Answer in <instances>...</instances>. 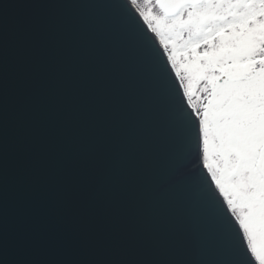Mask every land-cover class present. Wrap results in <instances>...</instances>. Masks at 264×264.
Wrapping results in <instances>:
<instances>
[{
  "label": "snow or ice",
  "instance_id": "obj_1",
  "mask_svg": "<svg viewBox=\"0 0 264 264\" xmlns=\"http://www.w3.org/2000/svg\"><path fill=\"white\" fill-rule=\"evenodd\" d=\"M38 7L0 5V264H264V0Z\"/></svg>",
  "mask_w": 264,
  "mask_h": 264
},
{
  "label": "water",
  "instance_id": "obj_2",
  "mask_svg": "<svg viewBox=\"0 0 264 264\" xmlns=\"http://www.w3.org/2000/svg\"><path fill=\"white\" fill-rule=\"evenodd\" d=\"M6 3L8 5L7 13L10 18V24L15 26L18 22H26L31 18V16L39 11V5L44 3V0H0V5ZM152 35H155L154 33ZM157 42L159 38L157 37ZM163 48V45H160ZM16 41L15 34H12V39L10 40V85L15 84V63H16ZM175 72V70H173ZM179 79V78H177ZM191 108V104H189ZM194 110V109H192ZM193 167L196 166V162L193 163ZM52 250L47 247H32L30 245L24 244L17 233L12 232L10 234L9 243V254L11 255H34L38 257H43L49 255ZM78 252L79 250H74Z\"/></svg>",
  "mask_w": 264,
  "mask_h": 264
},
{
  "label": "rangeland",
  "instance_id": "obj_3",
  "mask_svg": "<svg viewBox=\"0 0 264 264\" xmlns=\"http://www.w3.org/2000/svg\"><path fill=\"white\" fill-rule=\"evenodd\" d=\"M171 43H169V51H171ZM188 81L184 80V85H187ZM195 85H194V89H195ZM202 87V86H201ZM202 97V92L201 91H195L194 95L192 96L191 100H190V104L191 106L194 105L196 108H202L203 104H204V100L201 98Z\"/></svg>",
  "mask_w": 264,
  "mask_h": 264
}]
</instances>
